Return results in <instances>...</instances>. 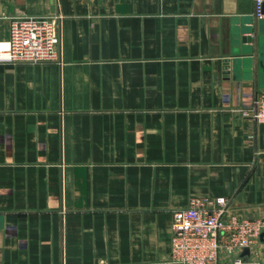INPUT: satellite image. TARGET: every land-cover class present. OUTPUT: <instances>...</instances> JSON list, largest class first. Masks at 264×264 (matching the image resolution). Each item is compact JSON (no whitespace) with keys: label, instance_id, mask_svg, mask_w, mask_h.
<instances>
[{"label":"crops","instance_id":"0c3cea01","mask_svg":"<svg viewBox=\"0 0 264 264\" xmlns=\"http://www.w3.org/2000/svg\"><path fill=\"white\" fill-rule=\"evenodd\" d=\"M255 7L0 0V41L16 16L61 15L58 60L0 62V264H176L192 198L264 216V123L244 115L264 92ZM241 255L264 261V240Z\"/></svg>","mask_w":264,"mask_h":264},{"label":"built area","instance_id":"2783aa9c","mask_svg":"<svg viewBox=\"0 0 264 264\" xmlns=\"http://www.w3.org/2000/svg\"><path fill=\"white\" fill-rule=\"evenodd\" d=\"M263 0H256L257 18ZM61 15L16 16L11 20L10 36L0 41V62H44L60 56L59 21ZM247 119L264 123V92H258ZM171 262L176 264H264L260 259L241 255L261 241L264 216L245 217L232 208L225 196L192 198L173 212Z\"/></svg>","mask_w":264,"mask_h":264},{"label":"water","instance_id":"95a60500","mask_svg":"<svg viewBox=\"0 0 264 264\" xmlns=\"http://www.w3.org/2000/svg\"><path fill=\"white\" fill-rule=\"evenodd\" d=\"M261 12L264 14V0L261 4ZM252 28L249 27H244L241 29L240 32L242 33H250L252 32L251 30ZM260 35L259 36V50H258V53H259V65H260V70L262 72V75H261V78H262V81L264 79V20H261L260 21ZM243 43H248V42H252L253 41V36H250V35H245L243 34V36L241 37ZM252 48L247 46V47H243L242 50H237L236 52V58L232 61L234 63L235 66H238L240 64V62L244 61V62H247L249 60H245V58H243V60H240L242 58V55H245L246 53H250L252 52ZM246 57V56H244ZM228 63V62H227ZM261 238L264 240V233L261 235ZM249 251V248H246L245 249V253H247Z\"/></svg>","mask_w":264,"mask_h":264}]
</instances>
